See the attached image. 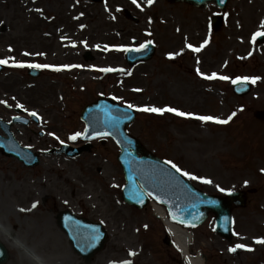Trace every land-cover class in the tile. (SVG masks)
<instances>
[{
    "label": "rangeland",
    "instance_id": "rangeland-1",
    "mask_svg": "<svg viewBox=\"0 0 264 264\" xmlns=\"http://www.w3.org/2000/svg\"><path fill=\"white\" fill-rule=\"evenodd\" d=\"M200 9L167 0H0V60L7 61L0 71V117L30 120L13 131L40 160L25 167L0 151V232L20 245L10 246L0 233L4 264H85L56 223L64 211L102 224L108 234L90 264H187L175 245L164 243L171 235L151 205L138 210L123 202L115 142L71 138L85 130L83 108L100 97L132 105L136 120L128 132L188 173L182 175L196 188L221 196L255 192L254 209L233 212L231 243L214 233L209 217L190 229L191 251H201L205 264H264V243H257L264 240V221H241L264 208V122L254 118L264 110V35L256 38L264 33V0H229L225 9L208 2ZM149 44L153 58L129 66L126 50ZM32 64L50 67L33 78ZM105 68L111 71H100ZM244 77L258 79L238 97L232 84ZM144 107L191 115L138 110ZM33 112L38 123L29 117ZM206 115L231 119H197ZM62 144L89 149L71 157ZM237 244L245 247L229 251Z\"/></svg>",
    "mask_w": 264,
    "mask_h": 264
},
{
    "label": "water",
    "instance_id": "water-1",
    "mask_svg": "<svg viewBox=\"0 0 264 264\" xmlns=\"http://www.w3.org/2000/svg\"><path fill=\"white\" fill-rule=\"evenodd\" d=\"M169 1L186 2L193 6L202 7L210 0ZM215 1L224 8L228 0ZM154 53L155 49L151 45L140 49L131 48L127 51L125 59L129 65L133 66L140 62L149 61ZM2 69L3 67L0 66V70ZM29 74L37 77L39 71L32 69ZM249 89L250 86L246 83H239L236 86L239 94H245ZM258 117L264 120V113L258 114ZM135 118V111L121 107L107 98L98 99L95 103L86 106L81 113V120L86 124V131L82 139L90 140L108 136L113 138L121 148L118 161L124 170L127 182L123 189L124 200L128 204L142 209L148 205V195H150L168 207L174 221L192 227L202 224L208 213H215L217 216L216 231L225 238H231V202L200 193L182 179L175 170L167 168L166 165L145 151L141 143L126 131V128ZM0 122L2 123L1 120ZM10 140L13 141L11 138L0 137V150L9 156L18 158L27 167H35L39 164L38 155L33 154L29 149L21 148L18 144H14V148L9 146ZM88 149L89 146L78 150L63 147V150L70 156H76ZM62 152L58 150L52 153L60 154ZM138 154H141L142 158H138ZM140 185L142 189H140ZM230 199L239 204L240 195H232ZM57 221L69 235L74 250L87 262H90L96 253L104 249L107 235L101 224H94L86 219L77 218L69 212H60ZM7 260L8 253L0 243V264L6 263Z\"/></svg>",
    "mask_w": 264,
    "mask_h": 264
},
{
    "label": "bare ground",
    "instance_id": "bare-ground-1",
    "mask_svg": "<svg viewBox=\"0 0 264 264\" xmlns=\"http://www.w3.org/2000/svg\"><path fill=\"white\" fill-rule=\"evenodd\" d=\"M154 215L159 218L164 224L165 228L171 234L176 247L180 250L182 257L187 264H204L201 257V252H192L191 247L194 245V234L188 229L170 221L166 210L157 204H152ZM7 240L10 246H20L18 241L12 238L8 232H0ZM2 244V242H0Z\"/></svg>",
    "mask_w": 264,
    "mask_h": 264
},
{
    "label": "snow or ice",
    "instance_id": "snow-or-ice-1",
    "mask_svg": "<svg viewBox=\"0 0 264 264\" xmlns=\"http://www.w3.org/2000/svg\"><path fill=\"white\" fill-rule=\"evenodd\" d=\"M153 2V0H148V3L151 4ZM133 3H136V0H133ZM257 36L259 35H264V33H260V32H257L256 33ZM205 43H207V41H205ZM145 47L144 45H141V48ZM189 48H192V45H188ZM200 49L199 48H194L193 51H199ZM27 54V53H26ZM7 61L6 60H0V64H6ZM17 66H20V67H23V65H17ZM28 67H31V68H47V67H50L49 65H39V64H32V65H28ZM65 67H68V66H65ZM56 70H59V69H56ZM100 71H104V72H107V71H111V69H100ZM213 76H215V74H213ZM211 78V77H209ZM221 79H228V77H220ZM241 78H237V80H240ZM249 77H244L243 78V81L244 82H247L249 81ZM256 79L258 78H251V82L252 83H255L256 82ZM236 81H233V83H235ZM128 107H132V105H128ZM139 111H144V112H150V113H157V114H163L165 111L167 112H171V113H175L176 115H179V116H188V115H191V114H188V113H184V112H180L178 111L177 109L175 108H155V107H144V108H141V109H138ZM31 115L33 116H36V113L33 112L31 113ZM234 115V114H233ZM197 119L201 120V121H212L214 123H220V124H226L228 123V120L231 119V117L228 118V120H220V119H217L215 117H212V116H199L197 117ZM79 133H77L76 135L72 136L71 138L72 139H75L76 136H78ZM171 163V162H169ZM172 167H176L175 164L172 165ZM177 171H180V169L177 168ZM183 175H189L188 173H182ZM192 179H195V177H190ZM205 182H208L210 183V181H205ZM223 191V189H221ZM33 207H35V204L33 205ZM257 243H264V240H258ZM245 245L243 244H237L235 246V248H230L229 251H235L236 248H244ZM248 250H251V249H248Z\"/></svg>",
    "mask_w": 264,
    "mask_h": 264
},
{
    "label": "flooded vegetation",
    "instance_id": "flooded-vegetation-1",
    "mask_svg": "<svg viewBox=\"0 0 264 264\" xmlns=\"http://www.w3.org/2000/svg\"><path fill=\"white\" fill-rule=\"evenodd\" d=\"M246 207H251V197L246 195ZM260 221H264V214L260 213Z\"/></svg>",
    "mask_w": 264,
    "mask_h": 264
}]
</instances>
